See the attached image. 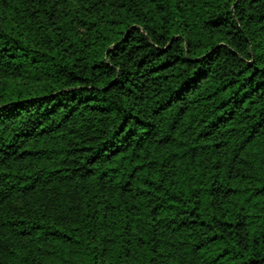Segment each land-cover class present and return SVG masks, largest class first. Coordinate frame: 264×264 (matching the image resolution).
I'll return each instance as SVG.
<instances>
[{"label": "trees", "instance_id": "obj_1", "mask_svg": "<svg viewBox=\"0 0 264 264\" xmlns=\"http://www.w3.org/2000/svg\"><path fill=\"white\" fill-rule=\"evenodd\" d=\"M0 264H264V0H0Z\"/></svg>", "mask_w": 264, "mask_h": 264}]
</instances>
